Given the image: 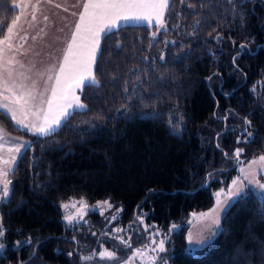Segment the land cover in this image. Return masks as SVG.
Returning a JSON list of instances; mask_svg holds the SVG:
<instances>
[{
    "label": "trees",
    "instance_id": "trees-1",
    "mask_svg": "<svg viewBox=\"0 0 264 264\" xmlns=\"http://www.w3.org/2000/svg\"><path fill=\"white\" fill-rule=\"evenodd\" d=\"M19 2L0 0V38ZM163 20L160 32L124 25L102 39L100 86L83 89L87 107L56 132L33 135L0 112L8 134L29 141L0 200V264H89L87 226L64 221L72 199L145 214L169 234L170 264H264V199L252 190L200 254H186V220L238 175L235 149L245 163L264 154V0H170Z\"/></svg>",
    "mask_w": 264,
    "mask_h": 264
},
{
    "label": "snow or ice",
    "instance_id": "snow-or-ice-1",
    "mask_svg": "<svg viewBox=\"0 0 264 264\" xmlns=\"http://www.w3.org/2000/svg\"><path fill=\"white\" fill-rule=\"evenodd\" d=\"M41 0H36V4H32L31 20H36V10H38ZM51 4L52 0H47ZM170 0H83L82 11L79 13L78 21L75 23L74 30L71 33L70 40L63 52L62 61L59 64H53L47 70V79L43 80L44 72H37L39 79L32 78L26 74L25 64L17 59L18 54H24L27 50L23 49V44H13V40L18 36L17 24L21 17L25 15V10L29 7V3L20 5V15L7 25L6 34L0 38V112L8 119L13 121L16 126L36 136H47L57 131L62 123L66 122L75 111L83 110L87 106L81 102L80 95L85 87L100 86V82L96 79L93 71L98 55L101 53V41L109 35H115L116 30L120 26L127 25L131 22H144L148 25H155L157 29L165 28L163 20L165 10L169 7ZM61 5L56 4L55 7ZM13 8L18 7L13 3ZM73 15H76L73 13ZM44 20H48V16H44ZM200 21L196 22L199 26ZM0 31L3 26L0 25ZM157 32H153L155 37ZM27 33L18 36L20 41H25ZM33 40L36 37H32ZM117 47H120L118 44ZM246 45H241V51ZM164 59L163 56L160 57ZM235 60V58H233ZM34 67V65L32 66ZM31 72V68L28 69ZM211 79V78H209ZM43 82V89H40V83ZM30 82V83H29ZM246 125L251 121L245 119ZM245 131L243 142L248 143L252 137V133ZM242 142L241 137H237V143ZM11 144L12 146L6 147ZM25 143H16L7 136L6 131L0 127V152H7V156L0 155V200H5L10 195L11 180L8 177L13 173L21 150L26 148ZM243 148H236L232 154V158L244 165V161L240 160L243 154ZM227 155V153L225 154ZM257 168L264 169V154L253 158L247 162V166H241L240 174L232 180L227 191L220 189L215 196V204L211 209L200 213H192L193 218L204 223V230L211 235L207 239H197L193 241L192 234L189 233L188 247L186 254L195 258L208 245L211 238L219 231L221 211L226 212L231 205L233 199H240L245 195V182L248 185H255L264 190V183L256 179ZM211 175V174H210ZM77 203L79 207L77 208ZM98 205L112 208L113 205L109 201L98 202ZM61 207L68 209L69 207L76 209V214L66 215L64 219L69 225L75 220H82L85 210L88 208L83 199L76 203H64ZM116 215L112 216L115 220ZM142 223V216L137 217ZM178 225L173 224L171 229H176ZM215 229V230H213ZM147 230V229H145ZM124 229L117 228L112 230L113 239L118 240L123 248L130 249L132 255L124 261V264H134L137 257L144 260V264H156L159 253L166 251V235L164 238L157 239L159 230L150 233L151 243L142 248L132 249L131 237L127 239L118 235ZM4 232L0 230V237ZM95 235V233H93ZM103 235V234H102ZM18 244L21 242H17ZM4 247L0 244V249ZM151 248L152 253L157 255H147L146 249ZM98 255L102 260L117 261L116 252L102 249L98 253L82 257L84 261H93L94 256ZM166 264V262H165Z\"/></svg>",
    "mask_w": 264,
    "mask_h": 264
},
{
    "label": "rangeland",
    "instance_id": "rangeland-1",
    "mask_svg": "<svg viewBox=\"0 0 264 264\" xmlns=\"http://www.w3.org/2000/svg\"><path fill=\"white\" fill-rule=\"evenodd\" d=\"M162 30H165V28L159 29L158 32H160ZM11 136H13V135H11ZM13 137L14 138H20L17 136H13ZM20 139L23 140L24 142H26L27 146L29 145V141L25 140L24 138H20ZM25 149L26 148L22 149L21 154L23 153V151ZM241 166H247V163H244V165L240 164V166L238 168V175L240 174L239 169ZM256 172H257L256 179L259 180L261 183H264V169L257 168ZM245 185L246 186L244 188V192H246L247 190H252L260 199H264V190L259 189L255 185H248L247 182H245ZM222 189H225V191H227L228 187H225ZM214 198H215V196H214ZM80 200L72 199L66 203H69V204L76 203ZM106 200L109 201L113 205L112 208H107L106 206L98 205V202H102V201H106ZM106 200H101V201H96V202H87L86 200L83 199V201H85L86 204L88 205V208L85 210L86 214L84 215L83 219L82 220H79V219L75 220L73 222V224H71V225H69L68 222L64 219L65 223L69 226H73L76 224H78V226L82 225V224L87 226V229H88L87 234L90 235L89 236L90 239L92 238L94 240V243L92 245L89 243V244L84 246V248L87 250L86 256L98 253L102 249H107L109 251L116 252L117 261L102 260L101 258H99L98 255H95L93 261H88L89 264H124V261L127 260V258L132 255V251L130 249L123 248V246L119 243L118 240L113 239L112 230H114V229H117V228L124 229V231L119 233L118 235H122L126 239L130 236L132 249L142 248L145 245H149L151 243L150 233H155L157 230H159V235L157 236V239L165 237V234L163 233V231L159 227H157L155 224H151V223H148L146 221L145 214L140 213V214L135 215L129 219H126V218H124V215L122 214V212H123L122 207H116L115 203H112L109 199H106ZM236 200L237 199H233L231 202V205ZM214 204H215V202H214ZM78 207H79V204L77 203V208ZM228 208H227V210H228ZM63 210L65 212V216L69 215V214H72V215L76 214L75 208L69 207L68 209L63 208ZM200 212H203V211H199V212L196 211V212H192V213H200ZM192 213L189 215L188 219L186 220V224L189 226V231H188L187 237H188L189 233H191L192 237H193V241H195L197 239H207L211 235V233L207 230H204V223L205 222L195 220L193 218ZM95 214H97L98 217H96ZM224 214H225V212L221 211L220 225L218 226L219 231L221 229V220H222V217ZM113 215H116V217H117L115 220L112 219ZM140 216H142V218H143L142 223L137 219V217H140ZM176 225H178V224H176ZM145 229H147V230H145ZM179 229H180V225H178V227L176 229H170V233L175 232ZM0 230L3 231L1 221H0ZM213 230H215V229H213ZM218 232H216V235L218 234ZM93 233H95V235H93ZM216 235L211 238L209 243H211L214 240ZM2 237H0V244L4 245V243L1 241ZM168 244H169V234L166 235V243H165L166 251L164 253L158 254V259L156 261V264H165V262H166V264H170V261H169L170 256L169 255L171 253H170V249H169ZM187 247H188V240H187ZM3 252H4V247L2 249H0V255H2ZM146 254L147 255H157L156 253L151 252V248L146 249ZM134 264H144L143 258H141V257L135 258Z\"/></svg>",
    "mask_w": 264,
    "mask_h": 264
},
{
    "label": "crops",
    "instance_id": "crops-1",
    "mask_svg": "<svg viewBox=\"0 0 264 264\" xmlns=\"http://www.w3.org/2000/svg\"><path fill=\"white\" fill-rule=\"evenodd\" d=\"M25 3H29V7L25 10V15L21 17L20 21H18L17 30L18 36H22L27 33V37L25 41H20L17 36V38L13 40V44L16 45L22 43L23 49L21 51H27L22 55L18 54L17 59L25 64L26 67L25 69H23V71H25L26 74L31 75L34 79H39L36 76V73L44 72L45 76L43 77V80H46L47 70L51 68L53 64L58 65L59 62L62 61L63 52L67 46L68 41L70 40L75 23L78 21L79 13L80 11H82L83 0H52L51 4L47 3V0H41L39 8L35 12V21L31 20V13L33 11L31 5L36 4V0H20L17 7L19 11L18 15H20L19 6ZM56 4H59L61 6L55 7ZM73 13H75L76 15H73ZM44 16H48L47 21L44 20ZM127 25L148 24L144 22H131ZM122 26L124 25L122 24L120 27ZM32 37H36V39L33 40ZM33 65L34 67H32ZM29 68H31V72H28ZM43 87L44 85L41 81L40 89L42 90ZM80 93L81 92L79 91L77 92L78 95H80ZM13 124L15 125L14 122ZM16 127L19 128L18 126ZM21 130L26 131L24 129ZM7 136L16 143H25L20 138H14L8 133ZM10 146L12 145H6V147ZM0 155L7 156V152H0ZM20 155L21 153L19 154V156Z\"/></svg>",
    "mask_w": 264,
    "mask_h": 264
}]
</instances>
